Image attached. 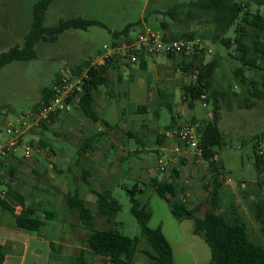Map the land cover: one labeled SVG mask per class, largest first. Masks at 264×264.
I'll list each match as a JSON object with an SVG mask.
<instances>
[{"label": "rangeland", "instance_id": "374dc122", "mask_svg": "<svg viewBox=\"0 0 264 264\" xmlns=\"http://www.w3.org/2000/svg\"><path fill=\"white\" fill-rule=\"evenodd\" d=\"M37 1L39 0H0V54L16 44L24 43V38L32 25L33 9ZM189 1L192 0H53L46 10L45 26L55 25L61 18L73 17L94 19L104 25H91L86 29H68L61 33L55 42H38L35 45L37 53L35 58L13 61L0 68V131L5 129L7 120L13 119L23 111L40 106L43 89L51 86L56 73L61 68L75 67L90 58L91 61L95 60L103 48L110 46L114 41L113 32L123 30L129 23L134 24L129 32V38L135 37L147 25L158 30L159 21L168 20V17L160 12L177 3ZM240 1H250L249 5L253 11L260 9L264 13V5H257L252 0ZM235 34L236 25L230 29L228 36L233 38ZM261 35L264 39V31ZM203 41L208 44L212 52L180 55L176 58L166 54L154 55L155 61L158 65H168L171 61L165 71L170 68L171 74L176 73L183 78L184 83H189L195 81L194 74L182 71L183 60L187 62L193 60L195 65L202 66L218 56L213 88L225 91V94L218 95V108L219 124L228 142V145L218 149L217 156L218 161L223 164L226 170L225 181L220 192L219 209L230 219L233 209L237 208L246 223L250 239L257 244H264L261 224L255 215L256 203L264 202V175L259 177L254 166L253 148V136L264 130V98L257 99L251 96L247 86L244 87L236 79L234 69L241 66L242 63L229 57L224 45ZM234 49L235 46H232V50ZM259 65L264 68L262 63ZM148 67H153V59L150 57L148 58ZM133 70L135 73L132 78L128 76V69L124 71L127 80L125 79L126 82L121 84L122 87L129 89V92L113 98L104 117L116 125L115 128L120 132L127 128L123 123L130 118V124L138 130L134 137L128 139L132 147L142 150L137 154L132 153V155L129 152L125 155L126 158H123L131 164L132 171L137 175L138 181L123 175L108 174L106 176L107 185L102 187L98 185L97 188L100 190L109 188L121 204V210L116 214L110 226L99 218L100 212L97 209L96 200L93 203L89 200L91 196L95 198L96 196L93 193L84 195L85 193L82 192V196L88 199V203L94 211L93 226L97 228L116 227L126 235L138 237L139 243L135 259H138V264H150L145 251L153 252V249L147 238L143 236L137 219L130 210L131 195L128 189H134L135 184L138 183L144 191L137 192V197L143 202H148L152 211V217L148 224L150 227L162 225L174 249V264H210V247L202 235L194 233V220L174 217L171 212L174 200L171 199L170 202L160 197L151 186L152 176L161 179L169 178L174 174L173 169L176 168L179 170L181 182H183L179 188H184L183 193L181 189L179 190L180 196L186 197L185 203L189 208L194 207L197 204L196 201L200 203L205 201L209 194L207 187L210 185L208 182L211 178H209L208 162L197 155L193 160L178 159L176 164L169 161L168 169L165 172L155 170V175L149 173L147 167L152 165L151 160L156 159L155 155L149 151L150 147L155 145V133L153 131L140 133L139 129L142 123L146 122V124L151 123L164 132L171 122L172 115L180 113L182 110L181 105H176L178 98L180 102V94L168 101L170 103L163 100L162 104L155 105L152 97L158 89L165 86V83L158 81L151 71L142 70L139 62L133 63ZM194 70L196 71V68ZM245 72L251 82L258 80L263 71L260 68L249 69L246 67ZM143 75L145 76L144 83L140 78ZM117 79V72L112 70L108 83ZM105 90L109 92V88L106 87L101 90V93ZM208 98V106L204 107L201 101H197L192 110H186L184 114L186 122L198 124L203 120L213 118L214 99L211 90L208 92ZM160 99L161 97H159ZM147 103L152 106L148 113L138 110L140 104ZM78 108L75 109L74 118L71 117L72 112L65 114L60 121L48 122L47 129H39L32 132V135L27 134L24 137L25 141L30 140L32 144V159L15 161L16 163H3L4 166L0 167V181L2 182L0 194L7 201L12 202L8 200L6 193H3L7 189L5 183L13 184L15 189L24 192L28 203L37 206L38 210L45 205L52 206L50 202L53 200L61 206L63 197L58 199L60 189L63 188L62 191L67 188L74 189L76 186L72 184L73 180L77 185L84 182V170H79L80 165L85 170L89 168L91 176L92 173H95L94 165H100L99 167L102 169L105 168L106 164L103 158L109 150V144L99 139L95 140L96 150H88L84 155V152L80 150L85 139L91 136L90 130L94 121ZM120 108L127 111L123 117L119 113ZM156 112L159 113L158 118L155 117ZM193 116L198 121H193L191 119ZM110 133H112L110 136L112 139L124 138L123 136L118 137L119 132L114 128L110 129ZM141 136L143 145L140 142ZM121 143L125 146L123 141ZM23 149L24 146H20L17 151V156L20 159L23 156ZM78 150L82 152V155L78 154ZM161 156L163 155L158 154V157ZM70 161L72 162L71 167L68 166ZM109 164L111 163L109 162ZM109 164L107 165L109 166ZM200 164L203 170L200 169ZM136 165L140 166L137 172L134 171ZM10 166L15 168L13 173L10 172ZM188 170L190 171L188 172ZM73 174L76 176L73 177ZM186 179L190 180V183L192 181V184L186 183ZM85 187L87 185H84L83 188ZM13 205H17V203L14 202ZM208 206L197 212V215L202 216ZM6 215L12 219L10 213L6 212ZM114 222L117 223L114 224ZM63 227L71 226L68 223H63Z\"/></svg>", "mask_w": 264, "mask_h": 264}, {"label": "trees", "instance_id": "16d2710c", "mask_svg": "<svg viewBox=\"0 0 264 264\" xmlns=\"http://www.w3.org/2000/svg\"><path fill=\"white\" fill-rule=\"evenodd\" d=\"M53 0H39L33 9V21L27 32L24 43L16 44L0 54V68L13 61H25L36 57L35 45L40 41L55 42L61 33L71 28L86 29L91 25H104L94 19L82 17L61 18L52 26H45L44 19L46 10ZM257 5H264V0H252ZM250 1L240 0H192L177 3L165 11L160 12L168 17L158 23V30L163 34L164 40H195L202 39L211 43H221L228 51V56L239 60L242 65L234 69V76L244 86H247L251 96L257 99L264 98V13L257 9L253 11ZM146 19V18H145ZM236 25V34L232 38L228 36L230 29ZM134 26L129 23L121 31L113 32L114 41L117 45L123 39L129 40V32ZM123 42V41H122ZM232 46L235 49L232 50ZM143 57V56H141ZM194 58V56H193ZM218 56L202 66L194 64L193 60H183L182 70L188 74H197L195 82L186 83L183 86V95L189 99V105L193 108L202 93L207 94L211 90L214 99V114L210 120L198 123L199 144L202 149L201 158L208 162V170L213 175V187L205 201L195 207H187L179 202H172L171 212L177 218H189L194 220V233L202 235L210 247V264H264V244H257L250 239L246 223L237 208L233 209L232 218L222 212L220 207V192L225 181L226 170L223 164L216 159L218 149L228 145L226 135L220 127L218 95L225 94L224 90L213 88L214 72L218 65ZM112 64V62H110ZM91 60H85L82 64L72 67L75 73H81L88 68V77L84 80L79 107L92 120H97L98 115L94 111V93L106 80L108 66H91ZM260 68L263 72L258 80L250 82L245 68ZM196 68V71L194 70ZM56 76V75H55ZM55 78V77H54ZM40 106L48 103L53 95L52 84L45 87L42 92ZM36 108V107H35ZM59 115V114H58ZM58 115H53L54 119ZM174 120V118H172ZM196 122V120H195ZM169 127H173L170 124ZM47 129L43 123L41 129ZM37 129H35L36 131ZM254 166L259 174L264 175V150L261 145L264 141V130L253 136ZM94 140L86 138L83 149L92 148ZM81 153L79 152V155ZM4 166V164H1ZM10 172L14 170L11 168ZM83 179L88 182V172L84 170ZM0 184L2 182L0 181ZM151 186L156 193L171 202L170 196H175L176 186L171 182L159 180L157 177L151 180ZM96 195L98 210L107 220L113 223L116 214L121 210L119 200L113 196L110 189H92ZM131 200V213L136 217L143 236L147 238L153 252L145 251L154 260V264H174V250L171 242L163 232L162 226L150 227L148 222L152 217V211L148 202H143L137 197V192L144 189L135 184L134 189H128ZM6 195L8 200L23 206L20 213H16L12 202L7 201L0 194V207L10 211L18 227L39 230L44 221L34 217L35 208L27 204L25 196L13 186L7 185ZM66 203L70 208L79 212L83 225L91 226L93 212L86 201L80 197L78 187L65 194ZM209 205L202 216L197 212ZM256 219L261 224L264 235V202L255 205ZM53 212L44 210L46 219L53 218ZM117 222H114V224ZM87 247L96 253L109 258L110 264H135L133 259L137 252L138 237H131L122 233L116 227L109 229H90L87 237ZM4 260L3 246L0 245V264ZM74 264H88L87 252L80 249Z\"/></svg>", "mask_w": 264, "mask_h": 264}, {"label": "crops", "instance_id": "0c3cea01", "mask_svg": "<svg viewBox=\"0 0 264 264\" xmlns=\"http://www.w3.org/2000/svg\"><path fill=\"white\" fill-rule=\"evenodd\" d=\"M191 55V54H188ZM157 56V55H155ZM155 56H143L140 58L138 61L140 63V68L142 70L146 71H151L152 75L156 76L158 81H162L165 83V86H162L158 91L153 95V103L155 105H160L163 103V100L166 103H170L168 101L173 100L175 97L180 94V102L179 98L176 101V105H181V112L177 114H173L171 117V122L169 125L166 127L165 130L175 128L182 123L186 122V118L184 117V114L186 110H192L196 104L197 101H201L200 98L195 101L193 108L190 107L189 105V99H185L183 95V86L186 84L184 83L183 78L180 77V75L173 73L171 74L169 69L167 68L168 71H165L166 66L169 67V62L168 65H158L156 64L155 61ZM187 56V55H186ZM153 59V67L149 68L148 67V58ZM91 60V58H90ZM195 64V62H194ZM175 66V64H174ZM115 70L117 72V80H113L110 84L108 83V79L111 77V72L112 70ZM128 69L129 77H133L135 71L133 70V63H126L122 64L119 62H113L110 66H108V69L106 71V80L105 82L100 85L97 90L94 93V102H93V108L96 114L98 115L97 120H92L94 121V124L91 127V136H88L87 138H92L94 140L93 142V147L92 148H85L83 149V145L81 146V149L84 153L83 155L88 151H94L97 149V146H95L96 141L95 140H101L104 141V143L109 144V150L104 154V160H105V168L99 167L100 165L96 166L94 165L93 168H95V173H92L93 178H91V172H89V168L87 170V174L90 177L88 179V182H85L83 179V184L77 185V183L72 181V184L76 187H78L79 190V195L81 198H83L88 207L92 210L93 212V219H94V211L89 205L88 199H86L84 196H82V192L84 195H89L93 193L92 189H98L99 187L107 185L108 179L106 176L109 174L111 175H123L126 177H130L132 179H135L138 181L137 175L132 171L131 164H129L127 161H125L123 158H126L125 155L129 154H137L140 150V148H135L132 147L131 142L129 141L128 138L134 137L137 134V129L133 128L132 125L130 124V118H128L127 122H124L123 125L127 127L123 131H119L116 127V125L110 123L104 116L106 109L110 106V102L113 98H117L119 95L124 94L125 92H129V89L126 87H122L121 84L126 82L127 76L125 75L124 71ZM149 69V70H148ZM183 71V70H182ZM184 72V71H183ZM142 80V83L145 82V76L140 77ZM126 79V80H125ZM144 85V84H141ZM140 85V86H141ZM108 87V91H103L101 93V90L104 88ZM113 95V96H112ZM129 95V94H128ZM149 96V95H148ZM159 97L161 99L159 100ZM173 98V99H172ZM184 99V102L182 100ZM202 103V101H201ZM169 106H172L171 104H168ZM203 105V104H202ZM208 106V105H207ZM79 107V103L74 104L73 110L71 111L73 114H71V117L74 118V112L75 109ZM151 105L149 103L147 104H140L138 107V110L144 113H148L151 109ZM37 108V107H36ZM98 108V109H97ZM34 109V108H32ZM79 110L80 107L78 108ZM82 111V110H81ZM69 112V113H71ZM65 113V114H69ZM84 113V112H83ZM119 113L121 117H123L127 111L120 108ZM65 114L58 115L51 121H60L61 117ZM86 115V114H85ZM69 116V115H68ZM87 116V115H86ZM155 117H159V113H155ZM174 118V120H172ZM193 121H198L196 117L191 118ZM47 124V123H46ZM170 124H172L173 127H169ZM48 125V124H47ZM198 125V124H197ZM48 128V126H47ZM114 128L116 131L119 132V136H123L124 138H120L118 140L112 139V133H110V129ZM41 129V127L39 128ZM37 129V130H39ZM36 130V131H37ZM137 130V131H136ZM140 133L144 132H150L153 131L155 133V145L150 147V152L151 154L155 155L156 159L151 160L152 165H149L147 167L149 173L151 175H155V170H160L161 172H165L168 169V166L165 170H161L159 167V159L161 157H164L165 159L168 160L171 163H175L176 161L178 162L180 159L184 160H193L198 154H196L192 149L186 147L184 144L179 142L176 138L173 137H166L164 136L158 128H156L153 124H146L142 123L141 128L139 129ZM164 130V131H165ZM136 131V132H135ZM32 132H35V129L32 130L29 134L32 135ZM161 133V135H160ZM32 139V138H31ZM86 140V139H85ZM30 141V140H28ZM123 141L125 143V146L121 143ZM141 145L142 144V136L140 139ZM180 146V151H176V147ZM114 148V149H112ZM190 149V150H189ZM78 150V154L79 151ZM113 150V151H112ZM147 150V149H145ZM39 151V150H38ZM82 153V152H80ZM158 154H162L163 156L158 157ZM82 155V154H80ZM168 158H167V156ZM218 156V155H217ZM111 157H114L113 159ZM158 159V160H157ZM177 159V160H176ZM179 159V160H178ZM216 159L219 160V158L216 157ZM78 160H79V155H78ZM174 160V161H173ZM21 162L22 159L18 158L17 153L16 156H9L6 158L5 162H13L16 163ZM4 162V164H5ZM109 162L111 164H109ZM199 162V161H198ZM71 161L68 164L69 167H71ZM109 164V166L107 165ZM176 164V163H175ZM112 165V167H111ZM146 167V166H145ZM186 167V165H185ZM200 169L203 170V167L200 164ZM15 169L13 166H10V169ZM125 168L131 169L127 170ZM140 168L139 165H136L134 168V171L137 172L138 169ZM183 168V167H182ZM79 170H85L83 166L80 165ZM190 170H188L189 172ZM174 174L169 177V178H159V180H164L166 182H171L176 186V194L175 196H170V199H173L176 202L185 204V198L184 196H180V189L182 190V193L184 192V188H179L183 182H181L180 178V172L178 169L174 168L173 169ZM85 173V172H84ZM83 173V174H84ZM210 173V172H209ZM195 174V173H193ZM198 175V174H197ZM76 176V174H73V177ZM196 176V174H195ZM263 176V174H259V177ZM101 177H104L103 179H100ZM156 176H152L151 180L155 178ZM191 178V177H189ZM211 180H209V186L207 187L208 190L210 191L213 187V175L210 173ZM208 178V179H209ZM186 183H190V180L186 179ZM192 184V181L191 183ZM1 185V184H0ZM6 187L7 185H11L9 183H5ZM84 185H87V187L83 188ZM13 186V184L11 185ZM192 187V185H191ZM102 189H109V188H102ZM17 190V189H16ZM60 189V192L58 194V199L61 197L63 202L59 206L56 204L55 200H51L52 206L51 205H45L42 206L41 209H37V206L34 204H31L35 208V213L34 217L39 218L44 221V225L42 226L41 229L39 230H29V229H24L21 227H18L16 223V219L14 215L3 208L0 207V245L3 246V252H4V260L2 264H74V259L77 257L79 250L80 249H85L87 252V260L88 264H110V260L107 256L99 254L91 250L90 248L87 247V237L89 236L90 229H109V228H97L93 226V222L91 226H85L82 224L80 217H79V212L75 208H70L65 199V194L71 190V188L65 189V191H62ZM74 190V189H72ZM83 190V191H81ZM21 194L25 196L26 202L27 201V196L24 192H21V190H17ZM59 191V190H58ZM94 194V193H93ZM2 195V194H1ZM95 195V194H94ZM96 196V195H95ZM5 198L4 196H2ZM90 202H94L96 200L97 204V198L91 196V199H89ZM196 205L200 204V202L196 201ZM13 204V203H12ZM48 204V203H47ZM194 206V207H195ZM16 213H20L23 209V206L18 204L14 205ZM188 207V206H187ZM97 209H98V204H97ZM44 210H49L53 212L54 216L51 219H46L44 217ZM99 211V210H98ZM6 212L10 213L12 215V219H9V217L6 215ZM240 213V212H239ZM99 218L102 220L106 221L108 225L110 226L112 223L107 220V218L102 215L101 213L98 214ZM175 217V216H174ZM177 218V217H176ZM178 219H184V218H178ZM63 223H68L70 224L71 227L65 228L63 227ZM162 226V225H161ZM107 227V226H104ZM163 229V227H162ZM164 232V230H163ZM165 233V232H164ZM166 235V234H165ZM167 237V236H166ZM168 238V237H167ZM169 240V239H168ZM170 241V240H169ZM174 250V249H173ZM147 254V253H146ZM56 255V256H55ZM134 255V263L138 264V259H135ZM148 256V260L150 261V264H154V260L151 256ZM139 258V256H138Z\"/></svg>", "mask_w": 264, "mask_h": 264}, {"label": "built area", "instance_id": "2783aa9c", "mask_svg": "<svg viewBox=\"0 0 264 264\" xmlns=\"http://www.w3.org/2000/svg\"><path fill=\"white\" fill-rule=\"evenodd\" d=\"M210 53L212 49L201 39L195 40H164L160 30L145 26L135 37L117 45L105 46L100 55L91 61V66H105L110 62L122 64L136 63L141 56L163 55L176 58L180 55ZM88 68L81 73H75L72 67L61 68L52 82L53 95L51 100L37 108L29 109L17 114L13 119L7 120L4 130L0 131V167L9 156H16L18 148L24 146L22 160L33 158V147L24 137L34 129H39L43 123H48L53 115L69 113L73 106L79 103L83 90L84 80L88 77ZM197 72L193 75L197 79ZM194 81V82H195ZM200 100L204 107L208 105L207 94L202 93ZM166 137L176 138L196 154L201 155L197 124L184 122L181 125L165 130ZM176 151H180L177 146ZM264 150V141L261 145ZM168 160L159 159V167L165 170ZM3 193H5L3 191Z\"/></svg>", "mask_w": 264, "mask_h": 264}]
</instances>
